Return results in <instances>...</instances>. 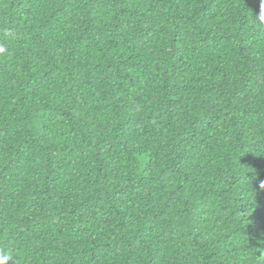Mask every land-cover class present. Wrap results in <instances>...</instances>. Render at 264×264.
Returning <instances> with one entry per match:
<instances>
[{"label":"trees","instance_id":"obj_1","mask_svg":"<svg viewBox=\"0 0 264 264\" xmlns=\"http://www.w3.org/2000/svg\"><path fill=\"white\" fill-rule=\"evenodd\" d=\"M261 17L264 0H0L6 264H261Z\"/></svg>","mask_w":264,"mask_h":264},{"label":"clouds","instance_id":"obj_2","mask_svg":"<svg viewBox=\"0 0 264 264\" xmlns=\"http://www.w3.org/2000/svg\"><path fill=\"white\" fill-rule=\"evenodd\" d=\"M261 19H264V17H261ZM4 51L3 48H0V52ZM261 253H264V251H261ZM260 257L257 256V259ZM10 259L8 255L5 254H0V264H6V262ZM261 264H264V261H261Z\"/></svg>","mask_w":264,"mask_h":264}]
</instances>
